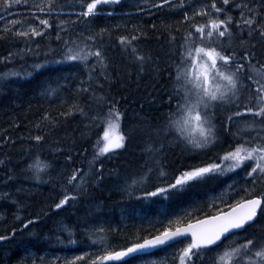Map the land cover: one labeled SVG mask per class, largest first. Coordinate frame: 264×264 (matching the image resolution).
Instances as JSON below:
<instances>
[{
  "label": "snow or ice",
  "instance_id": "1",
  "mask_svg": "<svg viewBox=\"0 0 264 264\" xmlns=\"http://www.w3.org/2000/svg\"><path fill=\"white\" fill-rule=\"evenodd\" d=\"M112 5L119 0H0V41L16 45L0 55L12 65L0 84L49 64L77 69L41 85L62 110L43 111L19 137L18 119L0 127V199L13 206L0 205V223L9 221L0 228V264L29 236L87 251L67 259L26 252L14 264H264V0H138L125 17L163 18L97 25ZM150 33L165 37L163 56L142 45ZM145 76V97L160 112L144 114L142 100L127 122L112 85L135 79L139 88ZM130 144L136 158L108 168ZM33 181L51 184L53 195L26 213ZM101 185L119 194L116 223L102 216L103 202H88ZM82 200L83 219L58 218L40 236L43 218Z\"/></svg>",
  "mask_w": 264,
  "mask_h": 264
},
{
  "label": "trees",
  "instance_id": "2",
  "mask_svg": "<svg viewBox=\"0 0 264 264\" xmlns=\"http://www.w3.org/2000/svg\"><path fill=\"white\" fill-rule=\"evenodd\" d=\"M137 3L138 0H119L118 6H111L112 8H114V12L101 13L97 16L96 24H112L118 21H123L124 19H128L129 22H134L136 19H142L143 23L151 24L153 23V21L163 18L161 12L159 11L154 12L151 16L145 15L142 18L135 15L125 17V12H129L133 7L137 5ZM171 18L174 20L176 19V16L172 15ZM52 39L55 40L54 33L52 35ZM164 41L165 37H161L159 40H157L154 34L150 33V38L141 41V43L145 48H151L156 55L163 56L164 48L162 46L164 45ZM15 47L16 45L14 44L9 45L7 42L0 41V55H6L7 51H12L15 49ZM112 55L115 60H120L119 49H116L112 53ZM41 56H43V53H41ZM16 64H22V61L17 58ZM5 67L12 68V65H3L2 62H0V72L4 71ZM76 70V66L73 64V62H67L65 66L60 67L54 64L44 65L42 69L36 70L32 73L31 76L6 77V82L0 84V127H6L9 123L13 122L14 118L18 119L20 121V125L16 129L15 135L19 137L20 133L27 128L28 123H34L43 111L49 109L50 107L60 109L58 100L41 95V85L45 81L52 82L57 76H60V78L63 79L64 73H71ZM68 79L72 80L74 78L72 76H69ZM76 79H78V77ZM146 83L151 84L148 76H145L140 81L139 88L135 87V79H133V82L126 87H119L118 84L112 85V89L115 94L121 96V107H127L128 116L125 118L127 122H131V118L134 114L133 109L134 107L139 108L142 100L144 114L154 117L157 113L160 112V108L157 105L152 104L149 99L145 97V92L147 91V89L145 88ZM164 85L165 81L161 80L156 84V88L161 89ZM64 92L66 94L64 98L68 99L69 102H71V97L73 94L72 88L66 87L64 89ZM75 123L76 121H69L67 124V128L70 130ZM63 130L64 128L61 127L58 130L57 134H59V132H62ZM102 130L103 129L101 128L100 131ZM93 139H95V135L93 136ZM21 143H23V141L18 139L17 142L12 145L11 152L13 154V158L15 157V155L19 154L18 150ZM46 155L51 157L50 152H47ZM173 155H175V153H173ZM135 158V147L133 144H130L128 150L125 153L119 154L118 158L114 156L112 158V163H109L107 167L115 168L120 164L131 162ZM54 159H56L58 165L62 164V160H60L59 157H55ZM77 159H79V157ZM17 167H19V165H17ZM69 167H71V165H69ZM2 171L3 169H0V172ZM106 184L110 185L111 181H107ZM33 185H35V191H30L29 193H27L29 199V208L26 209V213L27 211L39 212L42 206L48 203L49 199L53 195L51 184H43L33 181L29 186L32 187ZM11 187L15 188L16 183L13 182L11 184ZM86 195L88 196V202L91 203L93 207H95L97 201L103 202V207L99 211L105 219H110L112 223H116L117 221H119V194L115 192V190H113V193L110 194L108 191V187L105 185H101L99 188H96L94 192L90 191V193ZM0 205L7 207L9 211H11L13 207L10 200L0 199ZM44 211H47V209L45 208ZM86 211H88L87 204L82 200L75 206L74 211L70 207L69 209H65L61 213H57L55 217L43 218L39 226L36 227L34 225V227H36V230L40 233V236H43L45 232L55 228L56 219L63 217L64 222L73 224L79 219H83L84 213ZM152 214L154 215V213ZM5 223H9V221L0 223V228H3ZM81 226L82 225L77 223V227ZM29 231H31V229H29ZM80 251H87V249L75 244H52L51 242L39 239L36 236H29L24 238V242H17L15 244H12L8 248L7 255L9 259L7 261V264H14V262L24 256L26 252L34 253L36 257H40L44 255L45 252H47L52 255L58 254L59 257L67 259L71 255L78 254ZM160 255H163V252H156L152 254V256L154 257ZM89 259H91V257H89Z\"/></svg>",
  "mask_w": 264,
  "mask_h": 264
},
{
  "label": "rangeland",
  "instance_id": "3",
  "mask_svg": "<svg viewBox=\"0 0 264 264\" xmlns=\"http://www.w3.org/2000/svg\"><path fill=\"white\" fill-rule=\"evenodd\" d=\"M56 255H58V254H56ZM59 256V255H58Z\"/></svg>",
  "mask_w": 264,
  "mask_h": 264
}]
</instances>
